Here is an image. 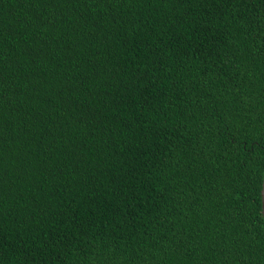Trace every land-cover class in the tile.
<instances>
[{"label": "trees", "instance_id": "trees-1", "mask_svg": "<svg viewBox=\"0 0 264 264\" xmlns=\"http://www.w3.org/2000/svg\"><path fill=\"white\" fill-rule=\"evenodd\" d=\"M264 0H0V264H264Z\"/></svg>", "mask_w": 264, "mask_h": 264}, {"label": "water", "instance_id": "water-1", "mask_svg": "<svg viewBox=\"0 0 264 264\" xmlns=\"http://www.w3.org/2000/svg\"><path fill=\"white\" fill-rule=\"evenodd\" d=\"M261 198H262V215L264 219V177H263V183H262Z\"/></svg>", "mask_w": 264, "mask_h": 264}]
</instances>
